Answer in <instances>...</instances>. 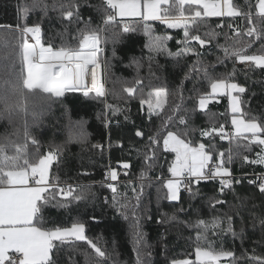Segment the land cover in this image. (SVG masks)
<instances>
[{"label": "snow or ice", "instance_id": "obj_1", "mask_svg": "<svg viewBox=\"0 0 264 264\" xmlns=\"http://www.w3.org/2000/svg\"><path fill=\"white\" fill-rule=\"evenodd\" d=\"M36 9L45 18L49 11L58 13L63 31L53 33L45 40L42 24H28L26 20ZM86 9L99 13L98 24L93 23L92 15L85 17ZM18 13H22L25 22L8 26L9 31L18 33V39L8 52L2 54L8 61V78L0 84V118H10L15 111L27 112L30 102L42 112L66 93H81L103 104L104 110L98 113V118L109 130L107 145L100 142L91 145L101 157L106 148L110 151L113 147L110 132L113 123L118 128L127 124L132 126L134 132L127 158L117 160L115 165L111 162L104 165L99 184L110 194L103 197V204L128 222L133 264H147V258L151 256L147 251L150 245L146 241L143 221L153 219L149 214L150 198L147 204L144 202L146 190L153 186H156L157 201L166 200L174 208L170 216L160 213L156 223L178 222L196 232L195 259L174 258L170 264H264V252L258 251L264 248V199L257 212L252 196L237 192V186L244 189L247 181V186L264 198V171L236 176L232 167L240 159L242 164L264 168V113L256 116L250 114V109L245 112L243 106L251 103L244 99L249 89L245 84L235 82V68L224 76L211 74L215 64L227 60L247 65V71L259 69L264 73V43L258 50L261 54H247L257 41L264 42V0H255L254 5L250 0H245L244 5L234 3V0H101L98 5L91 0H31V3L19 5ZM209 18H220V22L212 28L207 23ZM226 19L243 21V24L226 23ZM157 21L165 26L164 34H156L153 24ZM201 26L208 28L202 35ZM71 27L75 28L74 33H69ZM173 29L183 33L176 41L175 52L168 47V42L174 39L169 32ZM137 31H142L146 37L143 47L148 52L146 59L150 71L152 62L159 55L177 62L188 57L191 63L185 65L187 71L172 92L165 86H157L145 93L143 78L137 74L130 81H118L121 84L119 94L115 89L111 90L122 103H109L106 78L112 75V65L103 57L105 46L115 45L124 35ZM221 35L224 38L222 44L219 43ZM212 47L223 51V56L216 57L215 64L202 59ZM132 63L139 73L140 62L133 60ZM193 78L207 79L210 91L199 92L194 86L195 96L189 97L194 106L184 108V81ZM222 95L229 99L231 131L226 130L224 124H217V114L209 111V104ZM170 96L180 102L166 109ZM137 99L140 105L137 115L150 123L153 117L160 118L159 126L145 130L143 123L136 125L128 105ZM201 115L207 118V125L194 127L195 119ZM195 133L199 139L193 138ZM15 134L19 135V132ZM23 137V144L13 143L8 136L0 142V264H61L65 247L80 242L86 243L94 253V256L85 254L92 264H121L119 253L115 249L109 252L90 238L86 234V222L79 218L70 226L45 223L44 211L49 206L68 209L73 203L85 201L93 184L64 182L61 186L58 176L53 183L50 169L53 164L60 163L61 146L41 154L39 141L31 135L26 124ZM217 138L227 141L229 147L221 149ZM78 141L88 142L83 131L78 134ZM29 142L36 149L31 155ZM254 145L260 148L254 157L241 154L242 149L250 152ZM115 146L125 151L122 139L117 140ZM10 150L12 154H9ZM133 152L140 170L135 179H128L134 166ZM166 154L173 157L171 161H164L167 177L163 171L154 176L157 168H164L160 161ZM78 175L91 173L84 168ZM202 183L215 184L211 194L201 189ZM184 193H187L188 208L183 207ZM229 193L233 197L232 203L224 199ZM91 195L94 197L95 193ZM197 200L204 201L213 211L228 205V211L209 218H203L199 213L192 217L189 214L195 211ZM176 204L181 206L176 208ZM179 214L189 216V219L178 220ZM90 220L97 222V217L91 216ZM237 220L240 221L239 231ZM249 229L253 235L259 231L260 238L252 241L251 249H243L239 255L232 249L215 247L209 239V234L242 239ZM66 264H73L70 257Z\"/></svg>", "mask_w": 264, "mask_h": 264}, {"label": "trees", "instance_id": "obj_2", "mask_svg": "<svg viewBox=\"0 0 264 264\" xmlns=\"http://www.w3.org/2000/svg\"><path fill=\"white\" fill-rule=\"evenodd\" d=\"M101 0H91L93 4H100ZM254 5L255 0H250ZM25 3H31V0H0V84L8 78L6 65L8 61L2 58V54L8 52L18 39V33L8 30V26H15L25 22V18L22 13H18V6ZM234 3L244 5L245 0H234ZM253 11H255L253 9ZM85 17L88 15L93 16V23L98 24L100 22L99 13L93 9H86L84 11ZM28 24L41 23L44 31V39L47 40L53 33L63 31V25L58 19V13L49 11L45 18L43 13L38 9L32 10L29 16L26 18ZM220 22V18H209L208 25L212 28ZM226 23H240L243 21L225 20ZM153 27L156 34H164L165 26L160 22H154ZM208 28L201 26L199 31L202 35ZM220 31L219 29H217ZM69 33H74L75 28H69ZM223 31H227L224 29ZM174 37L173 40L168 42V47L175 52L178 45L177 40L182 38V31L173 29L169 30ZM70 39V37H69ZM243 39H248L244 37ZM146 37L142 31L135 33H128L120 38L115 45L109 43L105 46L103 57L107 59L112 65V75L106 78V87L110 90L108 96L109 103H122L119 99L111 94V90L115 89L116 93H120L121 84L118 81L132 80L137 74L143 78V91L147 93L152 87L165 86L170 92L177 89L183 79L184 72L187 71L185 65L191 63V59L188 57L181 58L179 62L177 60L167 57L165 55H159L156 60L152 62L151 71L147 61V50L143 47ZM232 41H229L231 43ZM59 44V40L56 41ZM219 43H224L223 35L219 38ZM261 41H257L251 49L247 50V54H261L258 50L261 47ZM223 56V51L212 47L208 49L202 59L206 63L215 64L216 57ZM195 59V58H192ZM133 60L140 62L142 67L137 73ZM131 65V66H129ZM235 68L234 80L237 83L245 84L249 91L244 97L245 100H250V105H245L244 110L248 112L250 109L251 115L259 116L264 113V73H261L259 69L255 71H247L248 66L233 60H227L223 64H215L211 74L213 76H224L233 72ZM247 72V79H246ZM195 88L199 92L205 90L210 91L209 81L207 79L193 78L192 80L184 81V108H192L194 101L189 97H194L192 89ZM227 96H218L216 100L209 104V111L217 114V124H225L226 129H231V112L229 111ZM180 101L175 96H170L166 109L170 105L179 103ZM34 102H30L27 112L15 111L10 118H0V142H3V138L8 136L9 140L16 144H23L24 137L23 131L25 124L28 131L34 136L40 144V153L47 152L50 148L61 146L62 152L60 156V163L53 164L50 169V180L53 183L56 182L55 178H60V184L64 182L70 184H89L92 183L93 187L88 190L89 195L85 201L73 203L68 209H57L49 206L44 211V221L48 226L53 224L58 226H70L74 219L79 218L86 222L87 232L86 234L96 240L100 246L106 248L109 252L115 249L119 253V260L121 264H133V252L132 245L129 236L128 222L120 218L113 209L103 204V197L110 195L105 189L101 188L99 182L103 179L104 165L111 162L116 164L117 160L127 158V148L129 142L132 140L134 129L130 124L123 125L122 127H116L113 123L111 132V141L113 147L110 151L106 148L103 157L100 153L91 148L92 144L97 142L107 145L109 130L104 128V124L101 119L98 118V113L103 112V104L90 100L84 97L81 93H66L65 97L61 100L51 103L42 112L39 108L33 107ZM128 107L132 113V119L136 125L143 126L145 130L149 128H155L160 125V118L153 117L150 123L142 115H137L140 107L139 101L132 100ZM36 115H33V113ZM170 114V112H169ZM181 115L184 113L181 112ZM123 122V117H120ZM207 118L200 116L195 119L194 127H203L207 125ZM177 127H180L177 125ZM83 131L87 135V143L82 144L78 141V134ZM19 132V135L15 133ZM194 139H199L198 133L193 134ZM123 140L125 145V151L122 152L119 147L115 146L117 140ZM133 143L135 141H132ZM218 145L221 149L229 147L227 141H219ZM28 151L30 155L36 151L35 147L28 143ZM260 151L259 146H252V150L249 152L242 149V155H249L254 157L255 153ZM11 153V150L9 151ZM173 157L171 155H165L162 157L160 163L164 164L165 159L171 161ZM133 168L131 175L128 179H135L136 174L140 170V163L136 159L135 152L132 153ZM234 174L240 176L242 173H251L253 171H264V168L259 166H250L242 164L240 159H237L233 165ZM86 168L91 175L84 176L78 175L82 169ZM167 165L164 164V168H157L153 175H160L163 171L165 178L168 173L166 171ZM125 179V177H121ZM241 189L237 186V192L242 196L251 195L253 202L257 205V212H259V205L261 198L258 193L255 192L251 186H247ZM201 189L211 194L212 189L215 187L214 183L201 184ZM91 193H95L93 197ZM145 204L148 203L150 198L151 212L153 216L152 220L143 221V230L147 233L146 241L150 245L147 251L151 252V256L147 258V264H170L172 259H195V235L196 232L193 229L186 228L183 224L178 222H169L165 224H157L156 218L160 213H167L172 215L174 208L170 202L166 200L157 201L156 186L148 188L146 190ZM224 199L230 203L233 202L232 194L229 193ZM181 205L176 204L175 207L179 208ZM195 211L189 215L195 217L196 213L203 218H209L213 215L220 214L228 211V205L222 208H217L215 211L211 210L206 203L202 200L194 202ZM183 207L188 208L187 193H184ZM247 215V213H245ZM91 216L97 217V222L90 220ZM189 216L183 214L178 215V220H187ZM240 221L237 220L236 227L239 231ZM260 238L259 231L255 235L249 229L246 235L241 238L233 239L231 235H219L212 236L209 234V239L214 242L215 247L220 248L223 246L225 249L234 250L237 255L243 249H251L253 247L252 241ZM115 242V244L113 243ZM260 252H264V248L258 249ZM88 253L90 256H94L89 246L80 242L76 245L66 246L64 249L61 264H66V259L70 257L73 264H92V261L85 255Z\"/></svg>", "mask_w": 264, "mask_h": 264}, {"label": "built area", "instance_id": "obj_3", "mask_svg": "<svg viewBox=\"0 0 264 264\" xmlns=\"http://www.w3.org/2000/svg\"><path fill=\"white\" fill-rule=\"evenodd\" d=\"M225 125V124H224ZM225 129H226V126H225ZM226 130H228V129H226ZM228 131H231V129L230 130H228ZM61 186H63V184H61Z\"/></svg>", "mask_w": 264, "mask_h": 264}, {"label": "crops", "instance_id": "obj_4", "mask_svg": "<svg viewBox=\"0 0 264 264\" xmlns=\"http://www.w3.org/2000/svg\"><path fill=\"white\" fill-rule=\"evenodd\" d=\"M227 98H228V97H227ZM227 102H228V105H229V99H228V101H227ZM229 111H230V109H229Z\"/></svg>", "mask_w": 264, "mask_h": 264}]
</instances>
